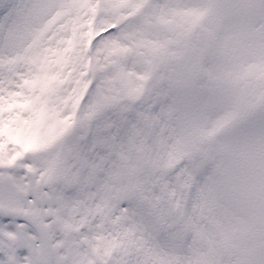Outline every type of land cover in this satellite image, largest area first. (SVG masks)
<instances>
[{
	"label": "snow or ice",
	"instance_id": "6c2138e0",
	"mask_svg": "<svg viewBox=\"0 0 264 264\" xmlns=\"http://www.w3.org/2000/svg\"><path fill=\"white\" fill-rule=\"evenodd\" d=\"M0 264H264V0H0Z\"/></svg>",
	"mask_w": 264,
	"mask_h": 264
}]
</instances>
